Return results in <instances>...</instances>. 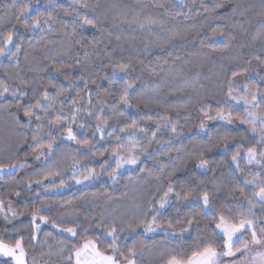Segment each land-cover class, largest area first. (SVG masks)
Wrapping results in <instances>:
<instances>
[{
  "label": "trees",
  "instance_id": "1",
  "mask_svg": "<svg viewBox=\"0 0 264 264\" xmlns=\"http://www.w3.org/2000/svg\"><path fill=\"white\" fill-rule=\"evenodd\" d=\"M216 2L182 0L178 5L174 0H0V48L4 49L0 85L9 89L0 96V108L10 114L0 118V168L24 165L0 175V203L14 205L9 208L14 214L0 224V241L15 247L19 240L24 252L39 256L51 245L50 250L57 251L58 243L73 247L83 238H91L99 251L107 253L112 252L108 246L113 240L106 230L115 228L118 251L112 252L114 255L132 259L131 249L137 264H163L172 255L187 252L191 256L192 251H202L207 245L196 249L199 241L211 242L223 252V240L213 234L217 220L211 212L201 211L199 198L204 191L210 194L212 208L231 223H238L241 214L263 219L264 205L255 193L264 186V172L243 159L238 161L241 172L231 161L239 145L247 148L250 142L255 143L259 127L252 135L242 126L231 128L219 121H207L203 131L199 124L204 118L202 104L210 107L212 115L218 107L228 110L229 105L221 101L229 87L234 94H242L244 84L264 87L260 79L264 77V0H219L222 7L211 10ZM25 7L30 15L18 19ZM37 16L40 24L34 28ZM134 16L141 22L149 17L157 23H145L141 28L131 22ZM84 17L94 26L86 24ZM9 33L13 42L5 43ZM119 63L130 65L129 74L117 76L113 83L112 68ZM233 72L238 77H233ZM126 82L132 85L130 107L119 100ZM60 88L67 91L42 122L53 119L61 103L65 114L73 107L81 109L73 131L78 139H91L92 146L57 139L46 161H34L41 150L38 145L49 142L50 129L39 134L42 139L33 141L41 121L26 116L25 108L45 89L55 95ZM74 99L75 106L71 103ZM258 110L264 112V104ZM89 112L93 115H87ZM120 112L125 115L118 116ZM239 114L243 115L242 109ZM36 115L44 113L36 110ZM97 116L108 120L103 139L100 133L92 136ZM143 116L152 119L141 121L135 132L138 144L132 154L138 157L137 164L119 170L113 152L120 144L127 147L129 143V132L122 130ZM161 118L170 123L157 125ZM51 131L59 137L63 129ZM217 133L234 137L226 150L218 144ZM142 147L146 151L141 152ZM256 147L259 151L262 146ZM201 153L209 161L207 168L196 166ZM74 167L82 175L93 168L99 175L78 188L71 185L73 175H69ZM113 170L116 175L112 181L109 173ZM254 176L256 183L245 184V179ZM51 178L55 180L49 182ZM61 180L66 189L54 190ZM169 184L173 191L166 197L167 205L159 208ZM249 201L254 205V216L248 215ZM33 213L40 222H32ZM153 216L159 227L155 233L145 234L141 222H149ZM40 217H46L47 222ZM189 219L191 225L186 222ZM53 227H76L79 232L70 238ZM151 247L156 251L150 252ZM48 259L43 262H57V258ZM0 264L13 263L0 258Z\"/></svg>",
  "mask_w": 264,
  "mask_h": 264
},
{
  "label": "snow or ice",
  "instance_id": "2",
  "mask_svg": "<svg viewBox=\"0 0 264 264\" xmlns=\"http://www.w3.org/2000/svg\"><path fill=\"white\" fill-rule=\"evenodd\" d=\"M160 7H164L163 5H159ZM222 7V2H216L214 3V7L211 10H215L216 8ZM264 7V5H262ZM206 11H209V9H205ZM167 11V9H166ZM233 11L235 12L236 9L234 8ZM30 15V9L25 7L20 9V15L17 17L18 19L22 16L25 19L27 16ZM84 21L88 25H93L94 22L92 20L87 19V17H84ZM132 23H136L139 27L144 28L145 23L148 25L156 24L157 21L152 20L149 17H145L144 21L141 22L138 16H134ZM40 19L39 16H37L32 24V27H39ZM161 28L164 26L161 24ZM13 42V34L9 33L8 36L5 39V43H12ZM77 44L81 43V40L76 41ZM17 51H19V45L16 46ZM0 55H4V49L0 48ZM15 55V53H13ZM259 60V57H257ZM264 63V61H261ZM130 65L126 63H119L113 66L112 68V77L113 80L111 82H115V78L117 76H120L121 78L127 76L129 74ZM233 77H238V73L233 72ZM83 79V77H81ZM261 81H264V77H260ZM72 83H75L73 81ZM88 86V81H84V87L85 89ZM55 88L56 86L53 85ZM132 87L130 83H125L122 88V94L119 97L120 102L125 107H130L129 104V89ZM243 92L242 94H234V91L231 87H229L227 93L223 96L222 103L229 105L228 110H225L223 107H218L215 110V115H212L211 109L208 106H205L202 104L201 106V112L204 114V118L201 120L199 124V128L201 131H203L206 127L207 121H221L224 122L226 125H231L235 123L237 120L240 121L242 124H247L250 127V130L252 133H256L257 129L259 127V138L255 139V143L251 144V146L244 148L243 145H239L236 149V151L231 155V161L236 164V167L240 169V164L238 161L241 159L246 161V164L248 165H257L261 168V172H264V112H260L258 109L262 104H264V87H260L259 85H252L249 86L248 84L242 85ZM8 88L6 86L0 85V96L4 95V93L8 92ZM67 89H57L56 94L52 95L47 89H45L35 100V102L31 105H29L27 108H25V115L29 118L35 116V119L37 121H41L37 124L36 133L33 134L32 140L36 141L38 139H42V137L39 135L41 132H43L46 128L50 129L47 132V135L49 137V142L46 145H38V148L41 149L40 155L44 154V151L48 153L53 152L54 144L57 141V139L66 138L69 141H74L77 145L80 147H87L91 148L92 146V140L91 139H78L76 133L73 131V125L76 123V121L79 119L80 111L81 109L78 108H72L67 111V114H65V107L63 103L60 104V108L57 110V114L54 116L53 119L48 120L47 124H44L42 121L47 117L48 110L54 109L56 103L59 100V97L62 96ZM15 95V92L13 93ZM21 95H24V93L21 92ZM79 95V93H77ZM111 95V94H109ZM218 102V103H221ZM72 105L75 106L76 100H72ZM101 105L104 104V101L100 102ZM242 109L243 115L239 114V111ZM36 110H42L44 113V116L36 115ZM104 111L103 107L100 108V112L102 113ZM234 113H237L234 116ZM87 115L91 116L93 113L89 112ZM125 115L124 112L118 113V116ZM97 123L94 125V130L92 132V136L95 137L97 133L101 134V139H103V133L108 127V120L103 118V116H97ZM151 116H143L140 118V120L133 119L130 128L123 129L122 131H128L129 132V143L127 147H124L123 144H120L119 147L114 150L113 157L116 158V168H120L125 164L128 165H135L137 164L138 157L136 155H133L137 149L138 142L135 140V132L137 128L140 126L141 121H149L151 120ZM160 123H170V121L167 118H161L157 121V125ZM223 127V125H221ZM79 127L83 128L84 125L80 124ZM63 129V131L60 132L59 137L52 135V129ZM141 131H144V129H140ZM172 132H176V127H172ZM111 135V133H109ZM156 132L152 133V137L155 138ZM218 136V144L220 146H224L225 150L228 144V141L230 139H233L231 133H225L224 135ZM211 138V133H210ZM117 140L119 141L120 138L117 137ZM149 143H151V140H149ZM257 145H261V149L257 150ZM79 150V149H78ZM141 152L146 151V148H140ZM36 151V149H34ZM127 153L128 155H121V153ZM37 159H39V156H37ZM107 163V161H105ZM23 164L20 165H11L9 167H23ZM198 168H207L209 166V161L203 158V153L200 154V158L198 160V163L196 165ZM101 169L105 167L104 164H102ZM3 168H0V171H2ZM241 172H243V169H240ZM76 169L73 168V173H75ZM87 174L83 175L81 178H77L75 175H73L72 179L75 180L76 183H83L85 180H90L95 178L99 175V173L93 168V169H87ZM143 171V169H142ZM49 175H52V173H48ZM110 176L115 178L116 172L113 170L112 173H109ZM256 176H260V173H257ZM256 176L253 177L252 180L245 179V184H254L256 183ZM37 183H41V181H37ZM65 181L61 180L59 186H63ZM261 183L264 184V177L261 178ZM173 191V187L171 184H169L168 190L164 193V197L161 198L160 201V208H164L165 205L168 203L166 197ZM179 195V194H177ZM255 195L259 198L262 205H264V186L259 188V191L255 193ZM185 200H188V197H184ZM202 200V208L201 211H209L213 215V218L217 220L218 222L215 224V230H214V236H216L218 239L223 240V244L221 247H223L225 250L223 252L217 251L216 247H213L211 242L208 241H199L195 244L196 249H200L202 245L206 244L207 246L203 247L202 251H192L191 256H188V253L185 252L183 254H176L172 255L167 264H218V261L221 257H234L237 255V253L243 255L244 253H247L250 251L252 246H260L264 247V239H261V237H264V227H261L260 225H264V220H254V219H248L244 214H241V218L239 219L238 223H231L229 222V219L220 213L218 210L213 209L211 202H210V194L207 191H204L201 193V196L199 198ZM199 202V201H198ZM254 205H252V202L249 201V207H248V215L254 216L255 213L252 211ZM229 212H232L233 210L228 209ZM235 211H239V209H236ZM261 211H264V207L261 208ZM37 219V216L35 213H33L31 220L34 223ZM42 222H47L46 217H40ZM189 225L193 223L192 220L186 221ZM143 223L145 232H153L155 231L156 227H159L157 223V217L153 216L152 220L149 222H141ZM56 227H59V225H55ZM169 226L172 227L171 222H169ZM35 227L38 229L39 225H35ZM257 228H259V232L257 231ZM61 231L69 233L72 238L77 237L79 229L76 227H69V228H63ZM107 235L112 238L113 243L110 244L108 247L109 249L115 253L118 251V246L116 245L115 241L117 239L116 236V229L112 228L110 230H106ZM186 231V229H185ZM247 233L251 240L248 241L244 239V234ZM239 245V246H237ZM17 250H19V255H17ZM130 255L134 256L135 253L133 250H129ZM0 254H3L5 256L12 257L16 264H26L25 261V252L23 247L21 246V242L18 240L16 241L15 247H11L8 244H5L3 241H0ZM256 256L259 258L260 264H264V253H257ZM125 259H128L125 257ZM75 261V264H119V261L116 259L114 255H107L101 251L98 250L96 241L87 239L85 240L84 244L82 246L77 247H70V252L68 255V261L69 264H71L72 261ZM128 264H135L134 260H129Z\"/></svg>",
  "mask_w": 264,
  "mask_h": 264
},
{
  "label": "rangeland",
  "instance_id": "3",
  "mask_svg": "<svg viewBox=\"0 0 264 264\" xmlns=\"http://www.w3.org/2000/svg\"><path fill=\"white\" fill-rule=\"evenodd\" d=\"M175 2H176V4H178V5H180L181 4V2H182V0H174ZM9 117L10 116V114H9V112H8V109H6V108H0V118H2V117ZM0 121H1V119H0ZM219 122H221V121H219ZM224 123V122H223ZM206 124H207V122H206ZM226 125V124H225ZM226 126H229V127H240V126H242L243 128H245V130H247L248 132H249V134H252V135H254L255 133H252L251 132V130H250V127H249V125H247V124H242V123H240V121H236L235 123H233V124H231V125H226ZM62 139H65V140H67L66 138H62ZM67 141H69V140H67ZM72 145H75V142L74 141H69ZM44 151V154L43 155H40V152H41V150L39 151V153L37 154V156H39V159H36L37 158V156H36V158L34 159V161H46V159L48 158V157H50V155H51V153H48L47 151H46V149L45 150H43ZM133 165H128V164H125V165H123L122 167H120V168H118L119 170H123V169H125V168H130V167H132ZM14 168H16V167H14ZM13 167H8V168H3V170L2 171H0V175H3V174H6V173H9V172H13V169H14ZM75 169H76V171H75V173L76 172H78V167H75ZM73 173V170H71V171H69V175L71 174V175H75L77 178H81L83 175L82 174H79V173ZM87 173H84V175H86ZM111 178V180L113 181V177L112 176H110ZM49 179H46L45 181H46V184H48V181ZM53 180H55V178H51V180H49V182L50 181H53ZM71 180V182L73 183V184H71V185H74V186H77L78 188H80V187H82V186H84V185H89L90 183H92V179H90V180H85V181H83V183H76L75 182V180L74 179H70ZM60 185V181L57 183V185L56 186H54V190H65L66 188V186L67 185H63L62 187L61 186H59ZM259 191V190H258ZM257 191V192H258ZM17 197V196H16ZM15 196H14V198H16ZM256 199H257V201L258 202H260V200H259V198L256 196ZM261 203V202H260ZM167 205V204H166ZM165 205V206H166ZM11 206H14V205H11V204H6V205H2L1 203H0V212H1V219H2V223L4 222V220H5V222H7L6 221V218L7 217H9L10 216V214L11 215H13L14 213L13 212H11V210L9 209ZM159 208H160V203H159ZM10 218V217H9ZM8 218V219H9ZM262 220H264V217H263V219ZM4 222V223H5ZM37 222H40L38 219L37 220H35V223H37ZM218 222V221H217ZM1 224V223H0ZM261 227H264V225H260ZM54 229V231H56V232H58V233H60V234H65V235H67V236H69L70 238H72L71 236H70V234L69 233H66V232H63V231H61V228H56V227H53ZM157 231V229H155V231H153V232H145V234H152V233H155ZM257 231L259 232V228H257ZM54 236V235H53ZM53 238V237H52ZM111 238V237H110ZM87 239H91V238H83V240H81L80 242H79V244L77 245V246H82L83 244H84V242H85V240H87ZM244 239H246V240H248V241H250L251 240V237L247 234V233H245L244 234ZM261 239H264V237H261ZM91 240H93V239H91ZM47 244H49V245H51L49 242H47ZM46 244V245H47ZM54 245V244H53ZM58 247L56 248V250L57 251H51L50 249L51 248H53L52 247V245L51 246H49L48 248V250L46 251V253H42L41 255H39V256H34V254L32 253V252H29V251H27V252H25V261H26V264H45V262H43V261H45V260H49L48 258H50V259H56L57 258V262H55V263H52V264H69V261H68V255H69V252H70V245H68L67 243H64V242H61V243H58ZM117 245V244H116ZM77 246H73V247H77ZM237 246H239V245H237ZM153 247H151L150 249H148L150 252H155L156 251V249H153ZM50 250V251H49ZM54 250V249H53ZM152 250V251H151ZM225 249H223V251H224ZM148 251V252H149ZM257 253H264V247H260V246H252L251 247V249H250V251L249 252H247V253H244L243 255H241V254H239V253H237V255L236 256H234V257H221L220 258V260L218 261V264H260V261H259V258L256 256V254ZM105 254H107V255H114L112 252H107V253H105ZM130 255V254H129ZM115 257H116V259L119 261V264H128V261L129 260H134L135 261V264H137L136 263V260L131 256V258L132 259H120V258H118L116 255H114ZM153 256V260H156V259H154L155 258V256L154 255H152ZM167 262L168 261H165L163 264H167ZM71 264H75V261L73 260L72 262H71Z\"/></svg>",
  "mask_w": 264,
  "mask_h": 264
},
{
  "label": "crops",
  "instance_id": "4",
  "mask_svg": "<svg viewBox=\"0 0 264 264\" xmlns=\"http://www.w3.org/2000/svg\"><path fill=\"white\" fill-rule=\"evenodd\" d=\"M9 218V217H7ZM6 218V220H7ZM10 219V218H9ZM8 219V220H9ZM5 221V220H4ZM0 223H2V219H1V212H0ZM17 255H19V251H17ZM0 258H5V259H9L13 264H16V261L12 258V257H9V256H5L3 254H0Z\"/></svg>",
  "mask_w": 264,
  "mask_h": 264
}]
</instances>
